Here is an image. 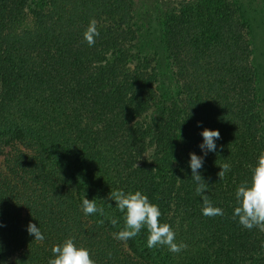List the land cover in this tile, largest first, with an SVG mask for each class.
Here are the masks:
<instances>
[{"label":"trees","instance_id":"obj_1","mask_svg":"<svg viewBox=\"0 0 264 264\" xmlns=\"http://www.w3.org/2000/svg\"><path fill=\"white\" fill-rule=\"evenodd\" d=\"M93 18L100 35L89 47ZM137 21L131 0H0V264H48L67 238L95 264H264V232L232 219L236 188L264 152L240 0L166 9L158 50L170 95ZM205 128L221 138L199 172L223 216L202 214L191 179L189 154L203 156ZM111 190L146 194L187 249H149L146 229L114 239L124 214ZM85 197L104 216L85 215Z\"/></svg>","mask_w":264,"mask_h":264},{"label":"clouds","instance_id":"obj_2","mask_svg":"<svg viewBox=\"0 0 264 264\" xmlns=\"http://www.w3.org/2000/svg\"><path fill=\"white\" fill-rule=\"evenodd\" d=\"M97 20L92 19L83 33L84 41L89 47L96 43V37L100 35L97 27ZM201 135L203 143L199 145L203 156L190 153L189 166L192 173V180L195 183V192L202 199V214L206 217L223 216L224 210L213 205L209 197L205 194L208 190V184L203 179L199 170L203 167L204 157L209 152H216V140L221 138L218 130H209L205 128ZM222 147V146H221ZM220 171L217 173L219 180L225 177L230 171V164L219 165ZM250 179L241 182L235 191V201L232 219L237 220L242 228L247 230L258 229L264 232V152H261L255 165H250ZM155 170V169H153ZM109 200L115 201V207L124 214V226L118 232L113 233V238L127 242L137 237L142 229H146L147 247L154 249L157 247H166L172 253H179L187 249V244L176 242V233L167 223H161L162 215L158 205L149 201L146 194L141 191L127 192L123 190H111L108 196ZM112 207L111 204H108ZM82 211L85 215H94L99 213L104 216L103 206H97L95 199L89 200L86 197L82 200ZM100 224L104 221L100 220ZM111 223L115 226L116 219ZM29 235L34 236V240L43 241L44 235L40 229L32 223L27 226ZM54 258L49 259L48 264H95L91 258L90 252L84 247H77L74 238H67L62 244L54 245L51 248Z\"/></svg>","mask_w":264,"mask_h":264},{"label":"rangeland","instance_id":"obj_3","mask_svg":"<svg viewBox=\"0 0 264 264\" xmlns=\"http://www.w3.org/2000/svg\"><path fill=\"white\" fill-rule=\"evenodd\" d=\"M138 16L141 43L147 44L150 52L160 54L158 72L166 81V95L173 94V86L169 85V71L164 61V52L158 50L166 9L179 0H131ZM241 14L247 24L252 49V64L257 78L258 96L261 100L262 133L264 135V0H240ZM143 46V44H142ZM159 51V52H158ZM165 87V88H166ZM170 87V89H169Z\"/></svg>","mask_w":264,"mask_h":264}]
</instances>
